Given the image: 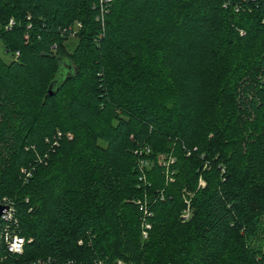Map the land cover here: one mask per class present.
<instances>
[{"label": "trees", "instance_id": "trees-1", "mask_svg": "<svg viewBox=\"0 0 264 264\" xmlns=\"http://www.w3.org/2000/svg\"><path fill=\"white\" fill-rule=\"evenodd\" d=\"M0 42L3 264H264V0H0Z\"/></svg>", "mask_w": 264, "mask_h": 264}, {"label": "built area", "instance_id": "built-area-1", "mask_svg": "<svg viewBox=\"0 0 264 264\" xmlns=\"http://www.w3.org/2000/svg\"><path fill=\"white\" fill-rule=\"evenodd\" d=\"M108 1H110V0H101L102 4H104ZM12 25H14V20H12L10 22V24L7 26V28L11 27ZM147 150L149 151V148H147ZM200 181H201V184L204 185L203 180L201 179ZM4 204L8 205V209L2 215V217L0 219L1 228H3V230H1V232H0V242L5 245L8 253H10V254H21L24 252L26 239H25V237L21 236L15 230H12V229L6 227L7 221L13 217L14 210H13V207L11 205H9L7 203H4ZM190 214H191V210H190V207H188L184 211L183 216L185 218H189ZM143 227H144L143 236H144V238H147L148 233H149V229L152 228V224L150 223V221H148L147 218H144V220H143ZM39 264H48V263H39Z\"/></svg>", "mask_w": 264, "mask_h": 264}, {"label": "rangeland", "instance_id": "rangeland-1", "mask_svg": "<svg viewBox=\"0 0 264 264\" xmlns=\"http://www.w3.org/2000/svg\"><path fill=\"white\" fill-rule=\"evenodd\" d=\"M13 20L10 19V22ZM78 43V36L77 34L73 33L67 40V46L70 48H74ZM0 55L6 60L11 61L13 58V55L10 52H7L2 43L0 42ZM264 244V216L262 217V224H261V231H260V238H259V244Z\"/></svg>", "mask_w": 264, "mask_h": 264}, {"label": "water", "instance_id": "water-1", "mask_svg": "<svg viewBox=\"0 0 264 264\" xmlns=\"http://www.w3.org/2000/svg\"><path fill=\"white\" fill-rule=\"evenodd\" d=\"M55 91H53L52 85L49 88V94L52 95L54 94ZM8 209V205L4 204V203H0V219L2 217V215L7 211ZM0 264H3V262L0 259ZM49 264H53V263H49ZM66 264H75V263H66Z\"/></svg>", "mask_w": 264, "mask_h": 264}]
</instances>
